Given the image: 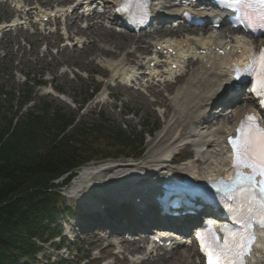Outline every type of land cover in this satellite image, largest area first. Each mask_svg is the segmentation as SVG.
<instances>
[{
    "label": "rangeland",
    "instance_id": "rangeland-1",
    "mask_svg": "<svg viewBox=\"0 0 264 264\" xmlns=\"http://www.w3.org/2000/svg\"><path fill=\"white\" fill-rule=\"evenodd\" d=\"M15 1H19L22 9H27L28 13L25 16L16 15L11 9V6H13L12 1H0V23L8 22L16 16L26 18H20V22L23 20H27L28 22L30 20L29 17L33 15V11L38 9L42 11L45 8L63 6L65 10L70 11L76 5H81L80 1H77L75 6H72L73 0ZM105 1L106 8L100 10L101 14L97 10H94L95 17H91V21H88L90 18L84 19L86 16L84 13L82 14L83 9L81 6V10H78L76 13L70 14L68 12V17L64 20L54 21L50 25L19 27L0 35V87L3 88V92L11 94V97L0 95V121H3L2 117L10 118L12 116H14V122L22 119L25 109L30 105L19 110L20 100L25 94V81L27 83L26 89L32 93L31 98L33 103L41 102V100L52 101L49 97L59 101L54 97L57 95L53 91L55 87L63 90L64 98L80 104L86 98V95L91 92V88L99 84L101 88L95 97V102H92L94 101L93 98L85 105L81 114L82 117L89 119L94 117L98 112H103L115 124H120L124 128L127 127V132L137 133L141 131V126H148L146 130H152V135L147 137L144 142V154L142 158L137 162L116 161L115 163L119 167L113 172L135 174L137 177H142L144 175H141L137 169L147 167L145 170L149 171L154 170L152 168H156L146 165V162L152 157V159L163 161L159 166H168L169 170L175 171L181 168L190 170L194 167V164H199L196 163L197 158L193 153L195 151L194 147H197L202 142L199 141V138H185L173 148L174 153L172 155L167 150L160 151V148L152 149V147L154 146V141L162 137L166 132L169 125L168 122L173 114L179 115L172 109L173 99L180 90L194 88L193 85L188 84L189 77L192 73L202 68L201 65L203 63L195 62L188 65L187 73L180 77L178 82L171 85L175 86L173 92L167 90L166 86L162 87L161 84L154 82L149 76L150 72L147 69H150V66H146V61L154 58L153 46L155 42L162 39L171 40L177 37L158 36L156 33L150 34L151 36L146 39V43L149 45L147 50L144 48L146 46L143 45L139 46V50H137L135 41H133L137 38L131 34H128L130 36L129 39H124L125 41L119 44L118 40L121 36H118V34L122 35L126 33L116 27V25H109L108 19H111L112 0ZM103 11L104 13H102ZM102 14H105L107 19L100 18ZM79 19L81 20L79 21ZM74 23H77V26H74ZM107 28H110L111 31H107ZM223 33L226 34L228 32L223 30ZM184 35L187 34L181 36ZM181 36H178V38ZM181 39L184 40L185 38ZM228 41L229 39L225 40V43ZM66 45L69 46L67 47ZM165 70L162 69L161 72L164 73ZM126 73H130L127 79L121 80L120 77ZM163 78L168 80V76L166 75ZM38 83L42 85H37ZM50 89L53 96L47 93ZM163 98L166 100L165 104H154V101L160 102ZM57 104L65 107L64 109H67L68 107L66 106H69L66 103H64L65 105ZM231 111L232 109L223 108L221 104H216L208 108L207 117L211 118L214 115L218 116V114L222 113L230 116ZM125 114L130 115L124 117ZM214 130H209L207 125H203L198 129L195 128V131L199 132V135L204 136ZM171 135L169 133L164 137L163 145H167L166 143L171 138ZM185 143H188V145ZM184 157H189V159L176 165ZM170 161H173L175 164H172ZM131 164H135L137 169L131 167ZM164 173L168 176L170 174L169 172ZM160 178L153 177L149 182L154 184ZM95 183V186L93 183L88 185L92 190L85 192V194L87 197L92 196L95 203L102 202L105 204L107 202V199H105V195H107L106 190L98 188L99 183ZM125 193L127 192L120 191L119 199H122V196L126 197ZM103 195V198H98ZM63 196V204L67 208H71L72 215L67 219L59 221L58 224L62 226L63 236L68 241L67 248L70 249L71 255H75L74 250L77 244L81 245L85 255L89 253L92 260L98 253L101 256H105L103 260L106 261L103 264H125V262L127 264H135L137 258L143 256L149 257L146 249L142 253L129 254V247L122 242L121 238L123 237L124 240L128 239L127 241L139 243L141 238H143L142 234H140L142 230H134L132 234H129L133 230L131 228L135 227L134 224L137 225L138 222L132 218L131 212H129L128 219L121 222L119 220V208L133 204L134 207L138 209L145 208L148 213L154 215L155 205L153 203H150L149 206L151 208L147 209V207L138 206L133 198H126V204L120 205L116 203L101 211L110 215L107 218L110 221L108 226L120 227V230L117 231L110 227L108 229L101 227H91V229H88L86 228L87 224L82 223L84 219H88L85 214L89 212V209H97L98 206L93 208V206L86 202H79L74 197H70L68 191L64 192ZM115 200L117 199L112 197L110 201ZM110 209L114 212H111ZM121 224L126 227L124 228ZM111 230L122 234L111 233ZM73 242H75L74 245ZM141 245L139 244L140 247ZM53 249L49 244L45 245L43 252L36 257L37 263L35 264H46V258H50L51 260H56L58 257L66 258L67 252L65 250L55 252ZM185 251L190 252V259L183 257L176 264L199 263L195 253L190 248L177 250L179 254ZM94 264H96L95 261Z\"/></svg>",
    "mask_w": 264,
    "mask_h": 264
},
{
    "label": "trees",
    "instance_id": "trees-1",
    "mask_svg": "<svg viewBox=\"0 0 264 264\" xmlns=\"http://www.w3.org/2000/svg\"><path fill=\"white\" fill-rule=\"evenodd\" d=\"M31 101L25 90L19 107ZM2 118L0 264H33L41 251L36 242L46 244L59 236L56 223L68 214L61 204L60 187L91 162L136 158L145 132L127 134L103 114L73 125L74 112L46 102L27 109L16 123L13 117Z\"/></svg>",
    "mask_w": 264,
    "mask_h": 264
},
{
    "label": "bare ground",
    "instance_id": "bare-ground-1",
    "mask_svg": "<svg viewBox=\"0 0 264 264\" xmlns=\"http://www.w3.org/2000/svg\"><path fill=\"white\" fill-rule=\"evenodd\" d=\"M0 1H7V0H0ZM13 2V7L15 9V11H20L21 13L24 12V10L21 11V4L19 3V1H15V0H10ZM91 0H83L84 3L90 2ZM93 2V1H91ZM119 0H117L115 2V5L112 7V10H114V8L118 5ZM83 3V4H84ZM79 9L78 6H76L74 8V12H77ZM35 11V10H34ZM35 13H39V11H35ZM181 13V10L179 12H177L176 14H173L171 16L176 17ZM156 16H158L159 12L156 10L155 11ZM211 14V12L209 13ZM160 15H168L167 13H160ZM47 16V15H42ZM94 14H92L91 16L88 15L87 18L89 17H93ZM115 18H117V15L114 14L113 15ZM86 18V19H87ZM81 19H79L80 21ZM92 18H90L91 21ZM20 20L14 19L10 22H2L0 23V30H4L6 28H9V26H12L16 23H18ZM25 22V20L23 21ZM22 22V23H23ZM9 26H6L4 24H8ZM118 24H121V22L119 21ZM74 26H77V23H74ZM107 31H111L110 28L106 29ZM0 31V32H1ZM10 31V30H9ZM184 31H189L192 33H196L197 31H201V30H192V28H178L177 30L173 31L170 29H162V30H158L156 33V35L158 36H174V35H178L181 34V32ZM232 32V31H231ZM154 34V33H153ZM118 36H121V38H119L118 42L119 44L123 43L125 40L124 39H129L130 36L128 34H118ZM151 36L150 34L148 35H140L138 36V38L135 41L136 44V48L137 50H139V46L143 45L146 46L144 48H146V50L149 48V45L146 43V39L147 37ZM235 42H238V45L240 43V41L235 38L234 39ZM184 41H180V43H183ZM196 43L197 44V50H207L211 52V49L215 48V47H219L222 50H224L225 48L221 45V43H219L217 40H215V38L210 37L207 41H202V40H196L195 41H187V44L189 43ZM176 43L177 41H174L173 43L171 42H159V43H155L154 48H156L157 46L161 47V48H165V44H169L171 45H175L171 46L172 49H176ZM164 45V46H163ZM188 49H189V45ZM237 50L241 51V55L245 54L246 52H250L252 49L251 48H246L245 46H243L242 48H237ZM176 51V50H175ZM178 53V51H176V54ZM180 55V54H177ZM240 55V56H241ZM128 56V55H127ZM216 56V55H215ZM238 56L237 59L240 57ZM200 58V57H197ZM218 60H223L221 59L220 56H216L215 57ZM208 60L205 62V64H203V67L200 70H197V72L195 74H193L190 78V80L188 81V83L190 85H193L195 87V89L192 90H180V92H178V94L175 96V98L172 101V109L175 110V112L179 115H175L173 114L172 118L169 120V125L167 126L166 132L164 133V135H162V137H160L159 139H155L156 141H154V146L152 147V149L154 148H160L161 150H167V152H169L170 154H172L173 148L175 146H177L179 143H181L182 140H184L187 137H195V138H199L200 140H202V145L206 146L205 151L202 152H196L200 157H199V165L204 164L203 167H201L200 165V171L203 172L205 167L207 166V162H209V160L212 158V155L216 154H222L221 156V162L222 165L220 166L219 164L215 165L214 167H208V172L209 175L208 176H202L200 173H196V172H192L190 171V173H185L186 170H180V171H175L172 174V177L164 179V181L162 182H167L172 180L173 178L177 179L183 176H189L192 177L193 179H196V181H200L201 178H205V177H211L212 175L215 174H223L225 173V164H224V158L226 155V152L224 153L225 149H224V140L226 135L229 132L233 133V130L237 124V122L242 118L243 113L246 111H252V109H254V105L250 100L249 96H246L244 98L243 101L246 102L245 106H237L234 105L233 106V110L232 112H230L231 116L229 117L228 114H222L220 116H218L216 119H213L210 124H208L207 121H205V115L207 114V107H209V105L211 104H215L217 102H221L224 99H227L230 95H232L234 93V91L231 90L232 87V83L231 80L228 79L226 77V73L223 70V67L216 69L215 65H213L211 63V61L209 60V58H207ZM230 60H227V62ZM234 61V60H233ZM153 59H150L147 61V64L152 63ZM209 64L211 65V67L209 69H206V65ZM170 65V64H169ZM112 67V66H111ZM181 71L184 70L180 67ZM167 73L169 75H173V72L168 71ZM126 76H128V73L123 74L120 78L124 79ZM179 81V80H177ZM176 81V82H177ZM225 83L227 85V88L225 89V91H221L222 94L220 95L219 91L222 88L221 84ZM166 89L170 90V91H174L175 86H171V84H165ZM183 94V99L179 100L180 95ZM59 98L64 101H67L66 98H64L63 96H59ZM166 100L163 98L162 101H154V104H165ZM179 108H181V111L179 110ZM229 118H232V121L230 123V126H228V121ZM202 122V124H206V125H210V126H218L217 129L215 130V132L213 134H208V135H199L196 134V132L190 131L192 127L197 128L198 126H201L202 124H200ZM198 125V126H195ZM169 133H171V138L169 139V141H167V145H163L164 144V137H166ZM216 137V139H214ZM146 138L143 140V144L145 142ZM153 158V157H152ZM150 159L149 161L146 162V165L148 166H152V167H157L154 171H148L147 169L145 170V168H139L137 169L135 166V164H131V167H135V169L139 170L141 175H144L142 177H137V175H133V174H127V173H115L113 172L114 170L117 169V167H119L118 164H116L115 162H107L104 164H99L96 166H85L82 167L80 170L77 171V175L75 176V179L72 183V186L70 187L69 191H68V195L70 197H74L75 199H77L79 202L83 201L86 202L87 204L93 206V208L99 204H104L102 202L100 203H95L94 199L92 198V196H86L85 192H89L90 190H92L91 188L88 187L89 184H92L95 186L96 183L98 182V188H104V190H106V194H114L115 198L117 197V194H119L120 191H126V197L125 198H135V199H140L139 200V204L140 205H145L149 202V200H152L150 198H152L158 191H159V185L160 182H158V185H153L151 184L149 181L155 177L158 178L160 176L165 177V173L169 171V167L168 166H159L161 165V160H156V159ZM204 158H206L204 161H202ZM213 164H215L214 162H212ZM211 164V163H210ZM121 166H125L127 167L128 165H121ZM130 167V166H129ZM159 167V168H158ZM196 171H199V169H194ZM111 174V175H109ZM102 178V179H101ZM150 184V186H149ZM144 188V189H143ZM147 195L149 196L147 199ZM103 198V196H99L98 198ZM106 197V195H105ZM117 202V201H116ZM108 202H105L104 206H107ZM115 203V202H114ZM146 241V240H145ZM122 242H124L125 245H127L129 248V252L131 251L132 253H137L140 252L141 249L138 248L139 243H134L132 242H128L126 240H124L122 238ZM143 243V241L141 242V244ZM264 246V244H260V248L262 249V247ZM260 251V253H259ZM256 253V256H254L253 258L255 259L254 264H263L264 263V248L261 250H259ZM181 254H179L177 251H174V249L169 250L168 253H163L162 255H158L156 254L155 257L151 256V260L147 262V259H142L140 260V262L136 263V264H176L177 262H180V259L187 258L190 259V252L189 251H185V252H180ZM179 255V256H177ZM196 258L197 254L195 252ZM180 257V258H179ZM252 259V260H254ZM124 260V259H123ZM251 260V261H252ZM125 264H127L125 262Z\"/></svg>",
    "mask_w": 264,
    "mask_h": 264
},
{
    "label": "snow or ice",
    "instance_id": "snow-or-ice-1",
    "mask_svg": "<svg viewBox=\"0 0 264 264\" xmlns=\"http://www.w3.org/2000/svg\"><path fill=\"white\" fill-rule=\"evenodd\" d=\"M228 6L250 13L264 27V0H233ZM244 73L254 78L252 91L264 105V49L250 58ZM237 131L238 138L231 141L236 174L229 185L233 193L229 199L234 201L230 210L242 218L241 228L225 233L223 242L211 230L197 235L206 264H245L257 241L254 227L264 230V127L259 117L249 114Z\"/></svg>",
    "mask_w": 264,
    "mask_h": 264
}]
</instances>
